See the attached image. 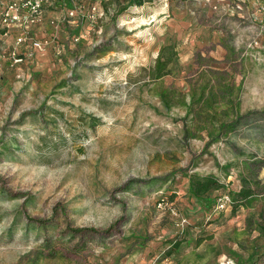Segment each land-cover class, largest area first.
<instances>
[{
    "label": "rangeland",
    "instance_id": "1",
    "mask_svg": "<svg viewBox=\"0 0 264 264\" xmlns=\"http://www.w3.org/2000/svg\"><path fill=\"white\" fill-rule=\"evenodd\" d=\"M49 1L45 49L11 65L0 40V264H264L252 0Z\"/></svg>",
    "mask_w": 264,
    "mask_h": 264
},
{
    "label": "built area",
    "instance_id": "2",
    "mask_svg": "<svg viewBox=\"0 0 264 264\" xmlns=\"http://www.w3.org/2000/svg\"><path fill=\"white\" fill-rule=\"evenodd\" d=\"M84 1V0H80ZM261 12V21L264 22V0H257ZM49 0H0V28L8 30L17 28L21 31L20 35L16 37V44H27L31 51L25 55L32 57L34 52H40L46 48V41L35 39L31 35L32 27L39 24L45 17L46 9L50 6ZM92 13L90 17L93 18L97 11V6L91 7ZM77 11L72 9L64 14V19L72 20L76 16ZM51 23L55 24V21ZM12 65L22 63L24 57L16 51L11 54ZM228 196H220L217 199V210L226 208L231 202Z\"/></svg>",
    "mask_w": 264,
    "mask_h": 264
},
{
    "label": "trees",
    "instance_id": "3",
    "mask_svg": "<svg viewBox=\"0 0 264 264\" xmlns=\"http://www.w3.org/2000/svg\"><path fill=\"white\" fill-rule=\"evenodd\" d=\"M120 2L121 0H111ZM146 0H127V4L121 8V10L127 9L132 5H143ZM166 62L160 57L158 59V70L164 68ZM190 191L196 198H202L208 195L212 190L220 189L223 185L219 182L218 178L213 175L199 176L194 174L190 180ZM231 198V205H233V211H237L241 206H250L253 204V200L256 198L255 189L248 186H243L239 192H233ZM83 230V229H78ZM180 244V241H174L172 247L176 248Z\"/></svg>",
    "mask_w": 264,
    "mask_h": 264
},
{
    "label": "crops",
    "instance_id": "4",
    "mask_svg": "<svg viewBox=\"0 0 264 264\" xmlns=\"http://www.w3.org/2000/svg\"><path fill=\"white\" fill-rule=\"evenodd\" d=\"M73 2H76V3H85L86 1H90V0H84V1H80V0H71ZM57 2L58 0L56 1L53 9H56L57 7ZM251 7H252V10H254V12H256L255 14L258 15V16H261V12H260V9H259V5H258V2L257 0H252L251 2ZM64 11H67L69 9H63ZM56 12L52 9H48L46 10V13H45V17L43 18L42 21H40L39 24L35 25L32 27V30H31V35L35 38V39H38V35L46 30L47 28H49V24H51L52 20L53 19H56V17H58V15L56 16ZM51 21V22H49ZM21 31L17 28H13L11 30H8L7 33L5 32V30L1 29L0 28V40L3 41V45H4V49L5 50H8L11 52V50H14V51H18V53H24L28 50L29 46L27 44H22V45H18L16 44V37L18 35H20ZM44 35V34H43ZM8 42H11V43H8ZM6 59V58H5ZM9 60V61H7ZM3 61H6V64H8V62H11V65L13 63L12 61V57H10V59H6V60H3Z\"/></svg>",
    "mask_w": 264,
    "mask_h": 264
}]
</instances>
